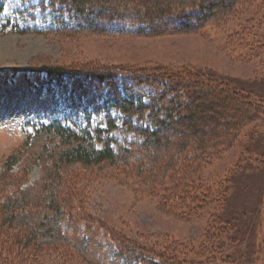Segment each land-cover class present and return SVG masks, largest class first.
<instances>
[{"label": "rangeland", "instance_id": "rangeland-1", "mask_svg": "<svg viewBox=\"0 0 264 264\" xmlns=\"http://www.w3.org/2000/svg\"><path fill=\"white\" fill-rule=\"evenodd\" d=\"M39 1L0 0V205L8 197L28 193L30 186L36 184L42 195L48 194L52 200L53 194L56 201L66 204L65 211L70 216L65 213L63 217L97 218L131 241L155 250L152 252L190 258L202 254L205 247L210 251V245L215 243L221 247L215 250L216 261L220 255H229L231 264H264V116L255 125V136L243 135L242 141L200 168L189 194L181 193L178 166L158 183L147 185L139 183L133 168L126 165H63L55 160L62 142L54 135L33 130L53 120L77 131L88 127L105 129L109 117L121 118L111 107L115 85L124 97L148 102L149 90L137 83L136 77L166 70L210 74L226 83L230 94H239L236 91L240 88L249 90L261 102L264 64L257 60L239 61L236 53L227 51L226 37L233 31L246 32L247 37L261 35L264 0H253L254 7L248 11L254 19L247 24L243 16L228 22L216 17L196 31L160 30L147 36L126 32L121 26L98 34L45 30L37 8ZM29 6L35 7L31 11ZM22 11L27 13L21 16ZM12 24L32 29L37 26L40 30L18 32L10 27ZM44 67L62 69L69 77L62 84H42L37 71ZM102 74L108 76L110 86L92 85ZM222 95L212 94L209 105L221 103L228 107L229 99L224 100ZM228 111L231 112L229 108ZM212 113L217 127L220 117ZM141 124L149 126V122ZM205 124L201 119L200 128ZM24 125H29L27 131L22 129ZM110 134L122 140L123 135L117 130ZM129 142L124 144L129 146ZM176 151V145H170L160 156L171 157ZM226 186L229 189L222 206L225 210L221 212L219 190ZM206 194H210V206L216 207L215 211L204 207L205 203L200 207L194 200ZM228 217L239 225L246 222L249 227H243L241 235L225 238L218 223ZM80 229L81 225L76 236L82 234ZM64 230L67 238L74 237L72 226L65 223ZM5 241L0 236L1 246H8ZM80 243V248L86 249L82 257L74 255L73 250L62 256L47 249L33 256H21L15 249H0V264L113 262L115 248L109 239L99 237L90 248L83 245V240ZM209 255L212 256L210 252Z\"/></svg>", "mask_w": 264, "mask_h": 264}, {"label": "trees", "instance_id": "trees-1", "mask_svg": "<svg viewBox=\"0 0 264 264\" xmlns=\"http://www.w3.org/2000/svg\"><path fill=\"white\" fill-rule=\"evenodd\" d=\"M33 7L29 6L31 11ZM38 7L45 21V30L73 33H108L121 26L126 32L147 36L160 30L196 31L216 17L228 22V19L243 16L246 24L254 19L248 11L254 7L253 0H40ZM26 13L22 11L20 15ZM261 26L264 27V22ZM10 27L18 32L40 30L37 26L32 29L12 24ZM226 38L227 51L236 53L239 61L257 60L260 65L264 64L261 56H264V31L261 35L250 37H247L246 32L233 31ZM37 72L43 78L42 84H62L69 77L68 73L58 68L44 67ZM109 80L107 75L102 74L92 81V85L102 83L110 86ZM135 80L149 90L148 102L124 97L115 85L111 93L115 102L111 107L121 118L109 117L107 128L88 127L77 131L62 125L59 120H53L48 125L34 127V133L54 135L62 142L55 159L59 164L86 167L126 165L128 169L133 168V175L139 178L141 184H156L163 175L178 166L181 169L177 171L182 176L179 181L181 193L189 194L192 179L198 175L200 168L227 152L238 140L242 141L243 135L251 138L255 136V125L264 116V98L260 97L262 101L259 102L258 95L254 99L252 91L241 88L236 91L240 95L230 94V89H225L228 87L226 83L207 73L177 74L166 70L160 74L141 75ZM217 92L223 94L224 100L229 99L230 103L226 102L228 107H223L221 103L209 105V97ZM239 104L243 105L241 109ZM212 112L220 117L222 124H216L218 128L214 127ZM201 119L206 123L205 129L199 126ZM142 121L149 122V126L141 124ZM22 129L27 131L29 125H24ZM114 129L123 135L122 140L118 141L110 134ZM128 136L132 139H128ZM127 140L130 141L126 143L129 146L124 144ZM170 145H176L179 151L171 157L160 156L163 155L162 150ZM228 187L219 190L222 194V203L218 205L221 212L225 210L222 206L225 205L223 202ZM52 196L50 200L48 194L42 195L41 188L35 184L30 186L28 193L20 192L19 195L8 197L0 205V214L5 216L0 217V236L8 245H0V249H15L21 256H33L45 252V249L51 250L53 255L62 256L73 250L76 252L74 255L82 257L86 249L85 246L80 248V242L83 240V245L90 248L95 245L94 240L103 236L115 248L113 262L108 264H231L229 255H220V259L215 260V250L221 248L216 247L215 243L210 245L213 248L210 251L209 247H205L202 254L190 258L183 254L152 252L155 250L131 241L97 218L63 217L66 204L56 201L55 195ZM210 198V194H206L194 200L198 201L200 207L205 203L204 207L215 211L216 207L210 206ZM233 220L228 217L218 223L222 226L220 228L225 238L230 235L231 239V234L241 235L243 227H249L246 222L239 225L237 220ZM65 223L72 226L74 237L65 236ZM93 224L95 226L91 228ZM80 225V235L87 236V239L76 236ZM18 260L21 261L20 258Z\"/></svg>", "mask_w": 264, "mask_h": 264}]
</instances>
